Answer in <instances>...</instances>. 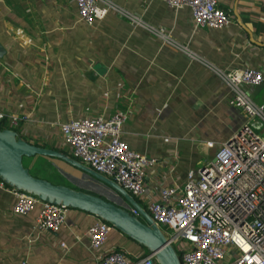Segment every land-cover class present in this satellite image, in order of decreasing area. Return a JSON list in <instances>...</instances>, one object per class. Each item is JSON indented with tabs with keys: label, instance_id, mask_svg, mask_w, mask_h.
Masks as SVG:
<instances>
[{
	"label": "crops",
	"instance_id": "obj_1",
	"mask_svg": "<svg viewBox=\"0 0 264 264\" xmlns=\"http://www.w3.org/2000/svg\"><path fill=\"white\" fill-rule=\"evenodd\" d=\"M113 1L166 37L113 11L86 24L75 0H0V110L29 115L16 127L21 138L67 152L56 124L127 110L121 139L157 159L146 171L147 189L180 186L244 123L214 69L264 72V0H217L233 18L217 29L196 27L189 7ZM252 95L262 101L264 85ZM27 160L33 175L115 197L64 164L40 155ZM12 189L0 185V264H99L86 235L95 216L70 208L58 234L40 232L34 227L37 210L13 212ZM110 247L145 252L115 229L103 249Z\"/></svg>",
	"mask_w": 264,
	"mask_h": 264
},
{
	"label": "built area",
	"instance_id": "obj_2",
	"mask_svg": "<svg viewBox=\"0 0 264 264\" xmlns=\"http://www.w3.org/2000/svg\"><path fill=\"white\" fill-rule=\"evenodd\" d=\"M160 1L170 8L189 7L196 27L217 29L233 22L217 0ZM75 4L78 19L86 24L113 11L133 26L166 37L161 28L149 26L113 0H75ZM214 70L228 87L230 105L240 111L244 123L219 144L210 159L189 170L180 186L147 189L146 171L157 159L133 150L121 139L127 110H117L107 118L71 119L55 126L69 148L68 155L112 179L148 212L181 264H264V98L256 101L252 95L264 85V72L252 67ZM28 117L0 110V123L5 121L10 127ZM11 192L14 213L37 210L36 230L56 235L67 222L70 207L14 188ZM122 206L140 217L127 202ZM113 229L97 218L86 230L88 249L99 264H158L146 251L133 255L117 247L103 249Z\"/></svg>",
	"mask_w": 264,
	"mask_h": 264
},
{
	"label": "water",
	"instance_id": "obj_3",
	"mask_svg": "<svg viewBox=\"0 0 264 264\" xmlns=\"http://www.w3.org/2000/svg\"><path fill=\"white\" fill-rule=\"evenodd\" d=\"M37 155L55 158L85 172L114 190L123 201L137 210L140 217L99 195L64 184H56L33 175L23 161L25 158ZM0 180L16 190L29 193L41 200L92 214L142 246L146 253L153 254L158 264H181L178 253L162 230L126 190L70 155L55 148L33 144L21 138L11 128H0Z\"/></svg>",
	"mask_w": 264,
	"mask_h": 264
},
{
	"label": "rangeland",
	"instance_id": "obj_4",
	"mask_svg": "<svg viewBox=\"0 0 264 264\" xmlns=\"http://www.w3.org/2000/svg\"><path fill=\"white\" fill-rule=\"evenodd\" d=\"M257 131L260 132V133H262V131H260V130H257ZM262 135H264V134H262ZM66 151H67V150H66ZM25 160H27V158H26ZM25 160L23 161L24 164H25ZM46 160H48V161H49L50 163H52V164H59V165H60V163H61V164H64L65 166H67V168H70V169L76 170L78 173H81L82 175H84V177H86V178H87V177L91 178V180H92L95 184H97V186H99L101 190H107L108 192H110L112 195L115 196V197H114L115 199H117V200H119V201L123 200L122 197H120L119 195H117V194L115 193L114 190L110 189L109 187H107V186L104 185L103 183L97 181L96 179H94L93 177L89 176V175L86 174L85 172H83V171H81V170H79V169H77V168H75V167H73V166L66 165L65 163H63V162H61V161H58V160H55V159H49V158L46 157ZM26 164L28 165V160L26 161ZM99 193H102V192H99ZM102 195H103L105 198H110V199H112L113 201H115L114 198L110 197L108 194L106 195V194L103 193ZM119 201H118V202H119Z\"/></svg>",
	"mask_w": 264,
	"mask_h": 264
},
{
	"label": "trees",
	"instance_id": "obj_5",
	"mask_svg": "<svg viewBox=\"0 0 264 264\" xmlns=\"http://www.w3.org/2000/svg\"><path fill=\"white\" fill-rule=\"evenodd\" d=\"M0 128H11V129H13V130H15V131L17 132V128H16V127H10V126H8L7 123H6L5 121H3V122L0 123ZM17 133H18V132H17ZM44 146H45V145H44ZM50 147L53 148V146H50ZM58 150H59V151H62V152H64V153H66V154H68V152H67L66 150H64V149H59V148H58ZM77 189H78V188H77ZM90 193H92V192H90ZM93 194H96V195H99V196L105 198V197H104L103 195H101V194H98V193H95V192H93ZM105 199H108V200H110V201H112V202H114V203H116V204L122 206L121 202L113 201V200L110 199V198H105Z\"/></svg>",
	"mask_w": 264,
	"mask_h": 264
}]
</instances>
